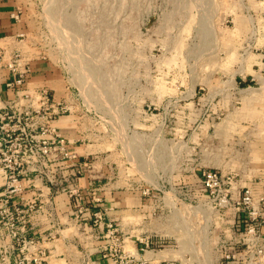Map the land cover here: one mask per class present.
<instances>
[{"label":"rangeland","instance_id":"374dc122","mask_svg":"<svg viewBox=\"0 0 264 264\" xmlns=\"http://www.w3.org/2000/svg\"><path fill=\"white\" fill-rule=\"evenodd\" d=\"M20 3L31 47L66 76L68 105L79 112L78 142L89 146L103 180L149 188L147 195L171 202L176 197L172 215L183 246L187 220H195L202 240V222L213 218L195 209L205 192L204 170L264 185V0ZM157 213L147 211L151 218ZM141 227L132 234L141 236ZM113 228L110 249L93 253L98 264H108L104 253L126 264L127 253L136 252L129 242L124 251V231ZM90 248L98 247L80 246L86 258ZM199 251L194 258L175 255L176 263L214 264Z\"/></svg>","mask_w":264,"mask_h":264},{"label":"crops","instance_id":"0c3cea01","mask_svg":"<svg viewBox=\"0 0 264 264\" xmlns=\"http://www.w3.org/2000/svg\"><path fill=\"white\" fill-rule=\"evenodd\" d=\"M20 2L0 0V108L29 110L30 124L33 123L30 132L37 139L50 141L54 137L53 132L47 130L43 133L40 127L48 122V118L40 109L41 101L37 93L41 87H48L52 104L49 108L54 114L48 123L56 127L67 141V152L60 150L55 143L48 160L26 155L13 201L22 208L28 235L37 240L30 246L29 253H43L44 264H83L86 259L87 264H98L96 258L99 254L94 255V251L110 249L116 239L117 228L113 227L121 225L124 251L128 242L133 243L139 255L137 257L136 252L127 253L129 259L126 264H133L132 256L137 259L134 264H174L178 262L176 256L194 258L200 255L199 250L211 255L214 264H228L223 259L225 251L235 255L230 264H264V257L259 262L260 256L253 255L246 247L256 238L239 229L245 221L242 210L236 204L247 186L252 188L255 197H260L264 185L258 178L248 181L245 175H241L232 182L230 204L227 206L218 207L217 201L203 188L205 192L198 197L195 209L211 211L213 218L202 222V240L196 238L195 220H187L185 246L182 237L178 236V221L175 222L172 215L179 204L176 197L171 202L161 196H149L141 187L131 188L121 185L118 180H103L98 162L90 156L89 146L78 142L82 130L77 107L71 105L70 111L59 112L57 103H71L68 99L72 97V92L62 68L31 47L26 38L29 25L26 16L20 13ZM18 55L20 61L15 66L18 71H26L25 82L19 87H7V81L14 78L11 65ZM73 190L75 193H72ZM4 191L5 175L0 170V197ZM34 203L35 208L30 207ZM151 209L158 210L159 214L151 218L147 214ZM96 212H101L100 219ZM137 213L138 222L132 218ZM148 217L156 223L153 233L147 232ZM136 224L142 226L139 228L141 236L132 234V227ZM162 224L171 230L170 234L162 233L165 229ZM260 233L259 240L264 244V222ZM86 239H90L91 243H84ZM148 240H163L165 245L157 249L147 248ZM9 243L0 224V249ZM94 244L98 248H90L91 256L86 258L80 246L92 247ZM108 254H103L108 264H119ZM194 263L201 264V261ZM11 264H14V257Z\"/></svg>","mask_w":264,"mask_h":264},{"label":"built area","instance_id":"2783aa9c","mask_svg":"<svg viewBox=\"0 0 264 264\" xmlns=\"http://www.w3.org/2000/svg\"><path fill=\"white\" fill-rule=\"evenodd\" d=\"M19 61L20 55L11 65L14 78L7 81V87H19L25 82L26 71H18L15 66ZM37 93L41 101L40 109L44 111V116L48 118L49 122L54 116L53 112L50 111L52 106L50 89L41 87ZM57 107L60 109L59 112L70 111V105L66 101L57 103ZM30 117L29 110L12 111L0 108V170L5 175V193L0 197V224L5 236L10 240L8 245H3L0 249V264H11L13 257L14 264H44L45 262L43 253H29L30 246L37 240L28 235L22 208L13 201V198L18 188L26 155H36L43 161L48 160L52 155L55 143L60 150L67 152V141L63 134L48 122L40 127L43 133L47 130L53 132V139L50 141L49 139H37L36 135L29 130L33 126V123L30 124ZM202 176L204 188L211 198L217 201L218 207L230 204L229 193L232 179L230 177L225 178L217 170H204ZM143 192L148 194L150 189L145 188ZM72 193H75V190ZM236 204L242 210V218L245 221V224L239 229L256 238L246 247L253 255L260 256L258 261L262 262L264 244L259 239H261L260 230L264 222V196L256 200L252 188L247 186ZM34 205L35 203L30 207L35 208ZM96 215L99 219L101 218V212H96ZM164 245L163 240L146 241L147 248L157 249ZM234 257L235 255L229 251H225L223 254V259L228 264L233 261Z\"/></svg>","mask_w":264,"mask_h":264},{"label":"bare ground","instance_id":"6f19581e","mask_svg":"<svg viewBox=\"0 0 264 264\" xmlns=\"http://www.w3.org/2000/svg\"><path fill=\"white\" fill-rule=\"evenodd\" d=\"M91 68H92V66H91ZM85 79V78H84Z\"/></svg>","mask_w":264,"mask_h":264}]
</instances>
